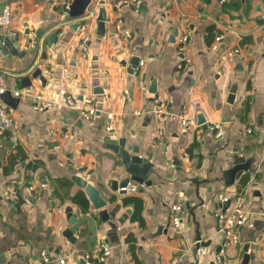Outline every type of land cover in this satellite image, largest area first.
Listing matches in <instances>:
<instances>
[{
	"label": "crops",
	"instance_id": "obj_1",
	"mask_svg": "<svg viewBox=\"0 0 264 264\" xmlns=\"http://www.w3.org/2000/svg\"><path fill=\"white\" fill-rule=\"evenodd\" d=\"M69 2L0 0V10L12 11L2 31L15 30L11 39L23 52L14 54L5 41L0 52L4 86L19 98L16 107L4 101L14 123L0 135V264H60L63 258L84 264L102 242L111 246L108 264H220L219 255L242 264L245 246L255 256L248 264H264V24L255 20L264 19V0H143L139 13L130 0H92L82 17L70 19ZM101 7L104 35L97 29ZM119 17L132 33L128 41L115 30ZM83 19L85 25L70 27ZM231 48L240 53L224 63L221 56ZM137 51L144 65L131 74L122 62ZM37 68L43 80L33 76ZM25 76L30 85H22ZM153 82L158 95L150 91ZM38 95L54 107L35 109ZM69 95L76 105L67 103ZM89 96L98 110L87 119L79 109ZM157 96L166 105L165 120L154 113ZM200 115L204 124L220 123L222 134L203 127ZM159 128L163 135L156 138ZM121 138L126 150L137 147L153 163L152 184L131 181L141 185L135 192L109 184L128 176L109 148ZM238 159L249 161L250 170L227 185L224 172ZM74 175L99 190L109 217L102 218ZM225 197L226 209L240 201L248 213L239 243L227 248L214 215ZM175 204L183 206L180 227L171 225ZM198 233L211 243L198 245Z\"/></svg>",
	"mask_w": 264,
	"mask_h": 264
},
{
	"label": "built area",
	"instance_id": "obj_2",
	"mask_svg": "<svg viewBox=\"0 0 264 264\" xmlns=\"http://www.w3.org/2000/svg\"><path fill=\"white\" fill-rule=\"evenodd\" d=\"M73 0H70V2ZM70 2L67 4V9H69ZM131 4L133 5V9L136 13H139L142 8L143 0H130ZM93 14V13H92ZM12 23V11L10 6H5L2 10H0V52L1 48L4 44L5 35L9 38L16 37L17 33L13 29H9L6 34L3 33L2 28L8 27ZM115 30L117 33H120L123 40L128 41L131 37V31L125 27L124 20L122 18H118L115 23ZM221 39L220 36L216 37L215 43L212 44V48L216 50L219 47V40ZM90 40L89 35H85L79 46L83 53L88 52V42ZM188 40L187 35H183L180 39L181 43H185ZM240 53L239 48H231L224 52L221 56V59L224 63H231L235 60L236 55ZM144 65V61L140 60L138 63L137 68ZM4 73L5 71L0 66V135H4L10 128L13 126V118L8 110L7 105L3 100V93L5 92L6 88L4 86ZM146 85L143 81H141V89L146 90ZM19 91H16V94L19 95ZM66 101L69 105L74 106L77 104V99L74 96H67ZM156 109H154V113L159 119L165 120L168 114L166 105L162 97L157 96L156 99ZM54 107V103L50 100H46L43 98L42 95L37 96V101L34 104V108L37 110H45ZM80 114L82 117L87 119L92 118L95 113H97V107L94 104L93 97H86L83 102L82 106L80 107ZM183 124L186 125L187 121L183 120ZM209 129L215 130L216 135L220 136L222 134V126L220 123H209L207 125ZM108 131L113 129V125L109 123L106 126ZM251 131V129H249ZM163 135L162 129L159 128L155 132V137L160 138ZM141 185L131 184L128 183L127 186H123L120 188L123 192H135L137 191ZM228 198L225 197L223 201H227ZM183 210V206L181 204H175L171 206L172 216H171V225L175 227H180L181 225V215L180 213ZM214 215L217 219L218 225V232L223 236L222 246L227 248L233 244L239 243V228L243 226L245 221L248 218L247 211L242 207L240 201L236 202L231 208L226 210L217 209L214 212ZM99 253L94 255L92 253H87L85 256V263L86 264H108L105 261V257L111 253V246L107 242H102L98 249ZM44 263H49L51 258L49 257L48 251L45 249L42 251ZM220 264H231L229 259H227L224 255H219L218 258ZM60 264H65V259L59 260Z\"/></svg>",
	"mask_w": 264,
	"mask_h": 264
},
{
	"label": "water",
	"instance_id": "obj_3",
	"mask_svg": "<svg viewBox=\"0 0 264 264\" xmlns=\"http://www.w3.org/2000/svg\"><path fill=\"white\" fill-rule=\"evenodd\" d=\"M91 1L92 0H73V1H71L70 6H69V13L67 14L66 17H68L69 19L82 17L85 14L86 8L91 3ZM242 2L245 3L246 0H242ZM101 3H103V1ZM106 19H107L106 9L104 7H101L99 10V13L97 15V20H98L97 29H98V33L101 35L105 34V21H106ZM255 20L257 22H259L260 24H264V19L261 16H257L255 18ZM86 22L87 21L85 19L79 20L77 22L71 23L70 27L77 29L80 26L85 25ZM40 35H41V31H38L37 36H40ZM56 38H57V33L54 32L48 36L47 42L49 44H51V43H53V41L56 40ZM4 41L11 48V50L14 54L21 55L20 53H23L19 49L16 48L14 41L11 38H9V37L4 38ZM140 57H141V55L137 51L133 54L132 58L129 61L124 59L122 64L127 67L128 72H130L131 74H135L138 63L140 61ZM33 76H35V77L39 76L41 78V80L44 79L42 76V71L40 68H37L35 70V72L33 73ZM21 82H22L23 86L30 85L31 84L30 77H28V76L23 77L21 79ZM150 91L155 93L156 95H158L155 82H153V84L150 88ZM234 93H235V90L232 89V91L229 94V101L230 102H233L235 99ZM2 97H3L4 101L12 107H16L17 103L19 102V98L14 97L11 90H6L3 93ZM199 121L203 125V127H207V124H204L205 118L203 115H200ZM125 143H126L125 138H121L119 140V143H109V148H111L115 153H117L121 157L122 162L125 166V170L128 173V176L123 178L120 182L117 180H111L109 182L110 187L113 190H118L119 188H121L123 186H127L128 183H130L131 181H134V182L140 183V184L145 183L146 185H151L152 181L148 180L147 176H148L149 170L152 167L153 163L151 162V160L147 156L141 155L139 152V148H137V147H135L132 152L126 150L125 149ZM248 163H249V161L247 162V160H244V159L236 160L234 166L224 172L226 184L227 185L234 184L235 180L237 178H239L244 171L250 170V164H248ZM72 178L79 187L85 189L89 198L93 202L95 208L101 209L100 214H101L102 218L109 217L110 213H109L108 209L104 208L106 206L107 202L101 196L99 190L96 187H94L92 184H90L85 178H83L81 176L74 175ZM229 204H230L229 200L224 202L223 203V205H224L223 210H226V208ZM65 234L67 236H71L72 232L70 229H67L65 231ZM197 240L199 243L198 245H202V246H207L211 243V241H207V242L202 241L200 233H198V235H197ZM221 250H222V246H220V251ZM244 252H245V255H244L242 264H248L249 260L253 259L255 256L252 252H249V246L244 247ZM84 264H86L85 261H84Z\"/></svg>",
	"mask_w": 264,
	"mask_h": 264
},
{
	"label": "trees",
	"instance_id": "obj_4",
	"mask_svg": "<svg viewBox=\"0 0 264 264\" xmlns=\"http://www.w3.org/2000/svg\"><path fill=\"white\" fill-rule=\"evenodd\" d=\"M208 2H210L211 0H207ZM246 181H244V179H242L241 181V186L245 184Z\"/></svg>",
	"mask_w": 264,
	"mask_h": 264
}]
</instances>
